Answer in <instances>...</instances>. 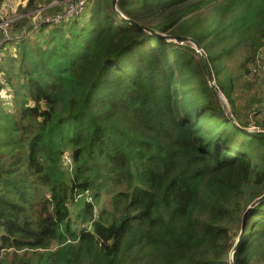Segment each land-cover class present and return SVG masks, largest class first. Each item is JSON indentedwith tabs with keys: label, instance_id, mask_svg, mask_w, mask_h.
<instances>
[{
	"label": "trees",
	"instance_id": "trees-1",
	"mask_svg": "<svg viewBox=\"0 0 264 264\" xmlns=\"http://www.w3.org/2000/svg\"><path fill=\"white\" fill-rule=\"evenodd\" d=\"M117 7L197 41L244 129L190 41L131 24L112 0H89L70 23L41 24L35 40L15 42V56L1 53L7 42L0 95L9 90L15 112L0 102V264H231L235 246L233 264H264V200L242 230L264 194V131L237 118L226 64L240 53L247 72L254 61L264 0ZM27 23L16 20L12 33Z\"/></svg>",
	"mask_w": 264,
	"mask_h": 264
},
{
	"label": "rangeland",
	"instance_id": "rangeland-1",
	"mask_svg": "<svg viewBox=\"0 0 264 264\" xmlns=\"http://www.w3.org/2000/svg\"><path fill=\"white\" fill-rule=\"evenodd\" d=\"M53 1H55V0H53ZM56 1L61 2L62 0H56ZM25 4H26V0H8L6 3V8H5V5H3L2 12L0 11V13L5 18H12V19L22 15L18 19H21V18L27 19L28 18V23L25 25H29V23H31V20H33V17H34L36 22H37V23H35L36 27H39L42 24L41 22H39V19H38L40 16L48 14V13H53L56 10L60 9V7H61L60 4L52 5L51 2L47 4L46 1L44 0L41 3V6H43L42 8L45 7L43 10V13L40 12L37 16V14L35 15L33 13L21 12L20 7L25 6ZM73 19L69 20V23L72 22ZM39 28L34 29L33 31L29 32L27 34V37H28L27 40H29V41L35 40L39 36V31H37V30H39ZM5 35L6 34L4 33L3 29H0V44L3 42L1 45V48L3 47V45L7 44V42H5L6 40L4 39ZM164 35H167V34H164ZM167 36H169V35H167ZM166 39L170 40V41L174 40L171 38H166ZM10 42H11V44L8 45L6 50H4L2 52L0 51V52L2 54H5V55L7 54V52H9L10 54L15 56L17 54V48H18L17 43H15L16 41H10ZM180 44H184V43L180 42ZM263 44H264V40H263ZM197 52H199V51H197ZM2 54L0 56H2ZM255 56H256V54H255ZM255 56H254V59H255ZM242 60H243L242 54L236 53L231 59L227 60L228 62L226 61L227 68H228V70L227 69L226 70L234 75L233 98L235 100L236 116L242 122V124H244L246 126V129L254 130L255 129L254 127L259 128L257 126L258 122H262V120H264L263 112L261 113L262 115L261 114L257 115L254 111L255 109H253V108H257V107H259V108L262 107V104L264 106V77H262L261 75H257L254 77V79L252 77L249 78L248 73H247L248 71L244 72L241 69ZM253 62L254 61L248 63V69ZM198 80H199V77H198L197 81ZM2 82L3 81H2V77H1V73H0V84ZM210 83L213 85L212 81H210ZM3 90H7V88H4ZM7 92H8L7 95L10 96L9 90H7ZM220 92L223 94V95L220 94V96H221L220 102L222 100V102H223L222 105L224 106V104H225L226 107L229 106L228 108H230L229 103H228V106L226 104L225 99H227V98H225L224 93L222 91H220ZM219 93H218V95H219ZM0 102L3 104V107L7 112H10V113L15 112V107L13 105L12 98L10 97V101H8L5 93L0 95ZM259 105H261V106H259ZM230 110H231V108H230ZM68 157H70L69 153H67L66 167L71 166V161L68 160ZM103 201H104L103 202L104 205H107L108 207L111 206L110 200L108 199L107 196H105V199ZM71 210H72V208H71ZM73 214H74V212H73ZM234 251H235V249H232L230 252L229 261L231 264H233V253H234Z\"/></svg>",
	"mask_w": 264,
	"mask_h": 264
},
{
	"label": "built area",
	"instance_id": "built-area-1",
	"mask_svg": "<svg viewBox=\"0 0 264 264\" xmlns=\"http://www.w3.org/2000/svg\"><path fill=\"white\" fill-rule=\"evenodd\" d=\"M8 0H5L3 5H5L6 8V3ZM89 0H62L60 1H52V5L55 4H60L61 5V10L57 11V12H53V13H48L45 15L40 16L39 22L43 23H48V24H52V23H67L69 22V20L73 19L74 17L80 15L81 13H83L86 10L87 4H88ZM3 5L0 8V11L2 12L3 9ZM63 5V6H62ZM43 6H39L36 10L34 11H30L27 13H33V14H38L41 12L43 13L44 8H42ZM22 16V15H21ZM18 16L16 18H5L4 16H2V14L0 13V29H3L4 33L6 34L4 39L6 40L5 42H10V41H19L22 38H26L27 34L31 31H33L34 29H38L39 27H36V20L33 17V20H31V23H29V25H31V29L28 28V25L25 26L20 32L17 33H12V26L15 23V21L21 17ZM36 27V28H35ZM3 43V42H2ZM0 44V51H1V45ZM180 43V42H178ZM181 43H185V42H181ZM199 51V50H198ZM200 53H202L201 51H199ZM248 77L249 78H253L257 75H261L262 77H264V44L262 43V45L258 48L254 62L251 64V66L248 69ZM5 93L7 97H9L6 93V91H3L2 94ZM1 94V95H2ZM264 115V113H263ZM256 128V130L261 131L262 129L259 127H254ZM66 160H67V155H66ZM68 160H70V157H68Z\"/></svg>",
	"mask_w": 264,
	"mask_h": 264
},
{
	"label": "water",
	"instance_id": "water-1",
	"mask_svg": "<svg viewBox=\"0 0 264 264\" xmlns=\"http://www.w3.org/2000/svg\"><path fill=\"white\" fill-rule=\"evenodd\" d=\"M117 2H118V0H112V7H113L114 11L117 12V13H119V14H120L125 20H127V21L130 22L131 24H133V25H135V26H138V27H144V28H146L147 30H150L151 32H153L154 34H157V35L163 36V37H165V38H171V39H174V40L177 41V42L190 41V42L194 45V47H195V49H196L197 51L199 50V51L202 52L201 55L204 56L205 61H206V63H207V73H208V77H209V80L213 82V86H214V88H215V91L218 92V93L221 91L220 88L218 87V85H217L216 82H215V77H214V74H213V71H212L211 65H210V63H209V60H208V58H207V54H206V52L204 51V49L201 47V45H200L197 41H195L194 39H191V38H189V37H187V36H183V35H172V36L169 35V36H167V35H164V34H162V33H158V32H156V31H154V30H151V29H149L148 27L141 25L139 22H137V21H135V20H133V19L127 18L124 14H122L121 11H120V10L118 9V7H117ZM220 94H222V93H221V92L219 93V97H220V99H221ZM222 95H223V94H222ZM225 98H226V97H225ZM225 101H226V104H227V106H228V101H227V99H225ZM221 102H222V100H221ZM222 104H223V102H222ZM223 107H224V109H225V111H226V115L228 116V118H229V119H230V120H231L236 126H238V127L241 128V129H244L242 126H240V125L238 124V122H237V121L235 120V118L233 117L230 108H228L229 106L226 107L225 104H224ZM254 130H256V128H255ZM261 131H264V129H262ZM263 200H264V194H262L261 196H259L257 199H255V200L251 203V205L249 206L248 210L246 211V215L244 216L243 223H242V230H243L244 227L246 226V219H247V216L249 215L251 209H252L254 206H256L258 203L262 202ZM242 232H243V231H241L239 237H241ZM236 248H237V246L234 247V249H236Z\"/></svg>",
	"mask_w": 264,
	"mask_h": 264
}]
</instances>
